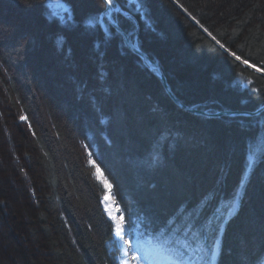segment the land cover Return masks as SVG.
Wrapping results in <instances>:
<instances>
[{"label":"trees","instance_id":"obj_1","mask_svg":"<svg viewBox=\"0 0 264 264\" xmlns=\"http://www.w3.org/2000/svg\"><path fill=\"white\" fill-rule=\"evenodd\" d=\"M45 4L0 0V264H117L97 168L143 234L178 221L171 238L191 245L168 246L179 261L208 264L220 236L216 264H264V112H187L102 0H66L55 18ZM142 5L119 25L177 97L209 112L264 104V0Z\"/></svg>","mask_w":264,"mask_h":264},{"label":"snow or ice","instance_id":"obj_2","mask_svg":"<svg viewBox=\"0 0 264 264\" xmlns=\"http://www.w3.org/2000/svg\"><path fill=\"white\" fill-rule=\"evenodd\" d=\"M104 3L106 6L105 18H110V22L112 23V25L117 28L119 27V23H120L119 18L122 17L124 19H129L131 16V13L129 11H126V9H134L136 12H142V7H143L142 0H125L124 7H121L120 0H104ZM64 4H66V0H57L55 7L59 8ZM51 6H52V0H46V4H45L46 9ZM50 14L55 18L56 13L53 12ZM133 46L135 47V45ZM221 47H223V45H221ZM236 59L239 60L240 57L237 56ZM243 62L247 63V61H243ZM96 171L98 174V178H100V176H102V174L100 173V169L97 168ZM102 183L105 189L109 191L111 190L112 185L106 179H103ZM104 199L105 201H109L111 198L110 196L105 195ZM109 216L114 222L115 235L123 242L126 236V228H125L126 221L124 220V217L120 216L119 218H117L116 216H112L111 212H109ZM173 225L174 227L169 226L163 231L160 232L154 231L151 234L153 239L155 240V246L164 250H170L168 247L169 245H173V246L178 245L179 248H183L186 251L189 247H191V245L187 242V240L181 242L179 239L173 241V239L171 238L173 231L176 232L181 231L178 221H174ZM189 259H191V257H189ZM200 259H202V257H200ZM179 264H183V262L180 261Z\"/></svg>","mask_w":264,"mask_h":264},{"label":"water","instance_id":"obj_3","mask_svg":"<svg viewBox=\"0 0 264 264\" xmlns=\"http://www.w3.org/2000/svg\"><path fill=\"white\" fill-rule=\"evenodd\" d=\"M104 3V0H102ZM105 11H106V6L104 3V8L100 13V16L113 28L117 31V33L120 34L121 39L123 41L124 46L131 51L133 54H135L137 57H139L145 64L148 66L149 70L158 78L162 88L164 89L165 93L167 96L174 102L176 103L180 108L194 114H201L206 117H222V116H256L262 112H264V104L257 108L256 110H224L220 112H215V113H208L206 111H201L197 110L194 108H187L185 104L181 101L180 98L176 96V94L172 91L166 76L163 72V69L161 68V65L159 64L158 61L154 60L151 58L149 55H147L145 52H143L140 48H138L129 38L128 34L126 31L119 25V27H115L112 25L110 22V18H105ZM135 45V47L133 46Z\"/></svg>","mask_w":264,"mask_h":264},{"label":"rangeland","instance_id":"obj_4","mask_svg":"<svg viewBox=\"0 0 264 264\" xmlns=\"http://www.w3.org/2000/svg\"><path fill=\"white\" fill-rule=\"evenodd\" d=\"M56 2L57 0H52L51 10L56 13V15L63 17L67 13L68 8L65 4L59 8L55 7ZM115 210L116 212L120 211L117 204H115ZM125 228V238L130 237L132 239V243H134L133 245L135 246V252L137 254L135 255L137 260L135 261L136 264H179V262L168 256L167 250L155 246V243L148 236H142L138 227L131 230L130 226L125 224ZM116 237L117 236L115 235V241L120 244L119 239ZM127 256H129V254H127ZM127 256L125 255V258Z\"/></svg>","mask_w":264,"mask_h":264},{"label":"bare ground","instance_id":"obj_5","mask_svg":"<svg viewBox=\"0 0 264 264\" xmlns=\"http://www.w3.org/2000/svg\"><path fill=\"white\" fill-rule=\"evenodd\" d=\"M179 98V97H178ZM181 101L185 104V106L187 107V108H194V109H197V110H201V111H206V112H208V113H215V112H209V111H207V110H205V109H199V108H196V107H192V106H189V105H187L182 99H181ZM176 104V103H175ZM177 105V104H176ZM184 110V109H183ZM186 111V110H185ZM224 111V110H223ZM188 112V111H187ZM218 112H220V111H218ZM192 114H194V113H192ZM198 115H201V114H198ZM203 116V115H202ZM206 117V116H205ZM211 118H215V117H211ZM105 195H108V196H110V200L109 201H105V199H104V197H103V199H102V207H103V210H104V212H105V214L110 218V216H109V212H111V215L112 216H116L117 218H119V214L116 212V210H115V203H113V197L111 196V194L110 193H107V194H105ZM106 208H107V211H106ZM111 219V218H110ZM130 254H129V256H127L124 260H123V264H136V262L134 261L135 259H134V256H133V254H131V252H133V249H131L130 248ZM137 261V260H136Z\"/></svg>","mask_w":264,"mask_h":264}]
</instances>
